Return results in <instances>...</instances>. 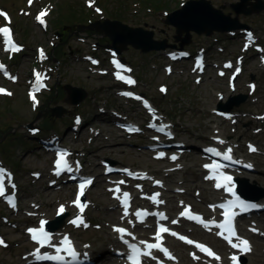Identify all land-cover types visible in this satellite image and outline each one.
I'll use <instances>...</instances> for the list:
<instances>
[{
	"label": "rangeland",
	"instance_id": "374dc122",
	"mask_svg": "<svg viewBox=\"0 0 264 264\" xmlns=\"http://www.w3.org/2000/svg\"><path fill=\"white\" fill-rule=\"evenodd\" d=\"M64 1L66 4L62 5L63 0H33L32 5L29 6V0H0V10L7 13L16 30L17 39L26 48L17 61L13 60L11 64L13 74L19 75L20 81L12 84L0 79V86L12 93L11 96L0 97V139L3 137L0 141V159L5 161V165L13 168L15 173L17 172V179L22 188L20 196L23 204V211L16 220L12 219L16 225L6 226L0 215V230L5 232L12 242L9 250L0 246V261L15 264L22 259L21 253L28 245L23 221L25 224H36L40 219L54 220L57 216L56 210L64 205L69 206L73 199L75 189L70 191L68 187L63 190L49 187L48 176L52 167L50 155L41 153L36 139L27 128L33 124L38 129V126H41L48 118L53 119L56 127L46 130L47 133L43 136L49 138L56 133L62 134L67 145L75 151V157L86 162L87 172L98 177L97 185L90 190L87 199L89 213L86 219L89 231L71 228L72 216L66 215L69 211L65 214L67 217L61 233L65 231L72 233L78 245L82 247L87 245V248H90L89 243H96L101 238L110 237L112 222L122 216L121 213L117 214L113 210L114 203L117 202L112 200L111 193L108 191L109 182L112 179L103 176L104 169L101 165L103 160L111 159L116 161L118 166L129 167L137 172L138 169L148 171L158 178H164V174L170 175L164 178L166 183L160 190L163 197L168 196L167 198L173 201L174 190L186 192L189 195L185 193L184 196H176L175 201L168 203L167 209L173 217L177 215L179 205L183 202L180 198L192 200L190 203L198 211H207V205L200 199L213 200L212 196L207 194L212 189L202 179L199 150H195L196 153L193 155L187 154V158L181 162L183 170L171 173L168 171V164L157 162L148 152L145 154L143 148L146 143L145 137H143L144 140L140 137L129 138L112 123H103V119L109 117H101L99 111L101 108L111 114L119 111V114L129 116L133 121L140 123L148 121V116L143 113L144 109L140 103H133L134 100H125L122 97V91L126 88V91L149 97L158 110L173 122L178 137L189 145L197 147L210 145L213 144V136H219L223 138V141L237 147L241 157H245L246 161L256 163L258 166V172L248 174L247 178L254 179L257 187L264 189V12L253 16L244 14L239 16L241 23L254 29V37L258 38V41L253 46H247L243 31H235L231 34L215 31L209 37L192 33L191 43L185 46V49L191 50L194 54L205 51L207 57L211 58L204 75L202 70L195 68L194 58L177 62L174 66L168 65L172 63H168L165 54L176 49L169 48L162 52L148 54L132 47L124 49L119 58L129 62L132 74L138 81L134 87L130 88L113 74L109 60L112 52H105L106 46L112 42L106 41L110 39L105 34L98 30L84 29L85 26L82 23L66 28L67 35L61 32L59 27H54L60 6L66 12L70 8L79 11L82 5L85 6L81 0ZM97 1L101 5L99 11L102 14L90 15L92 24L98 20H120L131 27L153 30L155 39H167L170 44H174L176 29L166 25L164 20L168 13L180 9L187 0L151 1V8L145 5L139 7L135 0ZM209 1L216 8L225 6L223 9L225 14L236 16L231 4L239 0ZM38 6L39 9H48L47 32H41L35 21L34 16ZM154 7L162 9L156 10ZM88 9L93 7L86 8V11L93 13ZM7 22L3 16H0V26ZM99 40H103L104 44H101ZM37 46L47 52V54L45 52L44 62L36 63L34 55ZM60 46L65 49L62 55L54 50ZM261 47L263 52L258 53L256 48L261 49ZM52 51L54 60L49 61V53ZM80 54L81 56H99L101 64L94 67L89 61H83L79 57ZM0 56H3L1 47ZM33 62L36 64L33 65ZM227 62H232L235 67L230 70L225 69L226 75L220 76L219 71L223 70L224 63ZM35 66L46 73L49 89L40 96L41 108L34 110L27 99L26 79L29 77V71ZM168 66L173 67L172 73L167 72ZM237 69L243 70L240 77L236 82H230V76ZM65 85L83 88L88 94L86 99L80 104H71L64 89ZM253 85L254 89L251 87ZM161 88L166 91L162 92ZM54 91L57 92L56 97L49 100ZM238 96L248 98L244 104L234 106L233 118L226 121L222 118L218 119V115L214 113L218 110V105L234 103V98ZM231 99L234 100L231 101ZM57 107L64 109V114L60 118L52 115L53 109ZM76 113L84 117L85 124L76 134L74 132L65 134L69 126L73 124ZM83 126L85 128L82 129ZM249 146L257 149L258 152L248 153ZM2 149H8L11 161L2 154ZM35 172H40L42 178L36 180ZM198 191L201 194L197 197L195 193ZM2 208L3 204L0 201V210ZM29 211L35 212L32 217L27 215L26 212ZM17 221L20 222L17 223ZM179 229L189 232L190 228L184 225ZM258 239L263 240L262 244H264V238L254 239L256 245L254 252L247 256L248 264H264V246L258 244ZM206 241L215 243L212 239H206ZM110 247L111 245L105 246L102 252L109 251ZM180 257L183 264H217L195 262L191 257H186L185 252Z\"/></svg>",
	"mask_w": 264,
	"mask_h": 264
},
{
	"label": "snow or ice",
	"instance_id": "6c2138e0",
	"mask_svg": "<svg viewBox=\"0 0 264 264\" xmlns=\"http://www.w3.org/2000/svg\"><path fill=\"white\" fill-rule=\"evenodd\" d=\"M33 3V0H29V6H31ZM91 4V0H90ZM99 11V9H97ZM27 14V13H25ZM47 15V10H42L40 13H38L36 19L41 25H45L44 17ZM0 16H3L5 20L10 23V18L7 16V13L0 12ZM46 26V25H45ZM0 37H2L3 44L5 45V51L10 52H17L20 50L19 46L14 43L12 39V30L10 27H0ZM249 39H251V34H249ZM40 55L43 57V51L40 50ZM175 58V57H174ZM116 64V67L120 69L122 66L119 64V62H114ZM200 70L203 69L202 62L197 65ZM226 67H231V65H226ZM0 71H3V74L7 76L9 79L15 80V77H12L8 74V72L5 69V66L3 64H0ZM130 71V69H129ZM169 71H171L169 69ZM239 69H237V72ZM223 75V73H220ZM36 79L34 81L35 87L33 88L32 92H30V98L32 99L34 106L36 101L35 97V91L39 90V88L42 86L41 83V75L40 73H34ZM116 78L118 80H123L127 84H135V81L131 78H126L119 71L116 72ZM199 82V81H198ZM254 89V85L251 86ZM162 92H165L166 89L161 88ZM0 94L11 96L12 93L10 91H7L6 89L0 88ZM125 96H132L133 94L131 92H125L122 93ZM137 100H142V97H135ZM144 107L148 109L149 112L153 113V116H155L154 110L151 108V106L144 101ZM79 122V121H77ZM152 128H156V124H150L149 125ZM166 126L161 125L158 128V131L164 132ZM135 131H139V129H135ZM169 136H171V133H168ZM154 139H158L155 138ZM219 143H224L223 141H219ZM250 150L255 151L254 148L251 146ZM206 152L211 153L213 156L221 157L224 161H232L231 156V148L227 149L226 153H221L220 151L216 150L215 148H207L205 149ZM68 153L66 151H61L58 153V158L55 161V174L59 176L62 172H72V167L67 162ZM165 153L159 152L157 155V159L164 158ZM171 160L175 161L177 159V156L173 155L170 157ZM223 166L219 163H212L205 165V168L212 171L213 175L210 177V179H215L218 182L215 184V187L217 189L224 188L226 192H228L232 197H234V200H230L225 204L218 205L219 208L224 209L223 216L224 221L222 223H216L215 221L211 222V225L209 223H206L203 218H201L198 215H195L191 212V210H187L184 212H181V216L186 217L188 220L195 221L201 225H203L206 229L211 230V226L214 225L216 228L220 229V231L217 232V235L222 237L227 243L233 248L238 249L242 254L248 253L251 251V244L248 240L242 239L237 235L236 229H235V218L237 215L240 214V212L235 211L236 208H239L240 211L246 212L250 211L252 209H255L259 207L256 204L253 203H247L240 199V197L236 194L234 191V184H233V178L229 175L224 174L220 169ZM247 167H251V165H248ZM111 171V169H109ZM127 171V170H125ZM129 176H133L134 174L131 172H128ZM11 179V174L8 173L4 168L0 167V197L5 196V178ZM75 179V177H72ZM147 179L148 177H143ZM125 181L121 180L119 181V184H124ZM157 184H160V181H156ZM92 184L91 179H84L78 186L79 191L76 199L73 201V204L78 208L79 213L81 215L77 216L76 219H73L70 221L73 225H76L79 227L80 225H84L87 227V225L84 223L83 220V212L85 211V208L87 207V204L81 202V197L84 195L85 188L88 185ZM13 188H15V185H12ZM139 187V185L137 186ZM110 191H113L116 196L115 198L120 200L123 208H124V216L128 215V208H129V201H130V195L127 192H124L122 194V197L120 195V188L117 186L115 189H110ZM159 193H155V195L149 197L153 201L154 204H161L163 203L162 200L158 199ZM8 203L11 205V207L15 208V197L14 196H8ZM183 203V202H181ZM65 211L64 206H61L58 210V215L63 214ZM148 215V213L144 212H136V216L141 219V222L143 221V218ZM155 215H158L161 220H167V217L163 213H155ZM177 220H173L172 223H177ZM46 221H41L39 228H30L28 229V232L31 235L32 241L38 245L36 247L35 251L30 253L29 255L34 257L35 261H51L55 262V264H85V261L88 260V254L85 252L81 254L76 248L73 243V241L68 236H63L62 239H60L58 242H53V234H51L49 231L46 230L45 225ZM114 231L119 234L120 240L127 245L129 252L127 254V260L129 261V264H143V257L152 256V250L156 249L161 252H163L169 259H175V257L172 256V254L169 252V250L165 247H163L162 242V234L164 233H170L172 236H177L178 234L176 232H170V229L168 227H165L161 225L158 228L157 234L155 236V240L158 241V243H147L145 241H141V244L144 245V248L142 249L137 244L130 243L127 239H125V236H131L132 234L130 232H127L125 228L122 227H114ZM252 231H257L256 229H252ZM180 240L185 241L187 244H194L195 242L187 239L184 236L178 237ZM234 238L238 242H233ZM0 245L6 246L5 242L0 239ZM85 247H88L87 245ZM195 247L198 248L201 252H204L207 256L212 257L216 260H220L221 258L216 255L214 252H212L209 248L206 246L195 243ZM41 249H52L53 252H41ZM120 255H124L121 253ZM155 259V257H152ZM194 259H199L198 256L194 255ZM233 261V264H239V257L236 255H233L230 258Z\"/></svg>",
	"mask_w": 264,
	"mask_h": 264
},
{
	"label": "water",
	"instance_id": "95a60500",
	"mask_svg": "<svg viewBox=\"0 0 264 264\" xmlns=\"http://www.w3.org/2000/svg\"><path fill=\"white\" fill-rule=\"evenodd\" d=\"M225 6L216 8L209 0H190L186 2L180 9L167 15L165 24L172 26L176 29V35L174 36L175 43L169 44L168 40L155 39V32L153 30L145 29L144 27H131L118 20H106L104 22H96L90 26L84 27V29L98 30L105 34L110 40V47L114 48L119 54L124 49L132 47L135 50H139L144 54L153 51H165L169 47L171 48H184L191 43L192 33L198 35L212 36L215 31L221 33H228L235 30L247 29L244 23H241L239 16L244 14L246 16H252L264 12V0H239L236 3L231 4L235 17L232 14H225L223 9ZM185 35V36H184ZM125 61V60H123ZM65 91L68 94V99L71 104L77 105L83 102L87 97V92L80 87H74L72 85H65ZM234 103L227 105L220 104L219 109L230 112L234 106H239L246 102V96H240L235 98ZM64 109L57 107L53 109L52 115L54 117H62ZM30 124L29 127H32ZM110 163L115 164V161L109 160ZM239 192L249 198L258 199L259 195L251 191L245 181L238 179ZM49 229H53L50 224Z\"/></svg>",
	"mask_w": 264,
	"mask_h": 264
},
{
	"label": "trees",
	"instance_id": "16d2710c",
	"mask_svg": "<svg viewBox=\"0 0 264 264\" xmlns=\"http://www.w3.org/2000/svg\"><path fill=\"white\" fill-rule=\"evenodd\" d=\"M151 1L156 2L157 0H135V3L140 7H143V5L150 6L149 8L152 7L151 5ZM63 4H66V2L63 0ZM59 6V5H58ZM60 10L57 13V17L55 18V23H54V27H59V30L61 32H64V34L67 35V33L65 32L66 28H71L74 25H77L78 23H82L83 26H89L91 25V23H93L92 18H90V15H92L93 13L90 11H86L85 6H81V8H79V11L73 10L72 8H70L67 12L65 10H62L63 8L60 6ZM153 9V8H152ZM154 9H156L154 7ZM153 9V10H154ZM161 7H157L156 10H161ZM59 33V32H58ZM92 33V32H91ZM93 34V33H92ZM65 40V39H64ZM106 41L108 43H110V41L108 39H106ZM99 42L101 44H104L103 40H99ZM56 52L58 51V53L60 55H62L65 52V49H62V47L60 46V48H56L54 49ZM17 61V58L14 60V62ZM56 91H54L50 97L49 100L51 98L56 97ZM10 101H12L11 99H9ZM7 111V110H6ZM10 112V111H9ZM1 115V114H0ZM56 126L53 123V119L52 118H48L45 120L44 123H42V125L40 126V129L42 130L43 133H47L45 132L46 130H50V129H54ZM1 137V135H0ZM3 139V137L0 139V141ZM1 149V148H0ZM2 154L5 155V157L11 161V156H10V152L8 153V149H2Z\"/></svg>",
	"mask_w": 264,
	"mask_h": 264
},
{
	"label": "bare ground",
	"instance_id": "6f19581e",
	"mask_svg": "<svg viewBox=\"0 0 264 264\" xmlns=\"http://www.w3.org/2000/svg\"><path fill=\"white\" fill-rule=\"evenodd\" d=\"M177 50V49H176ZM219 116H221V115H219ZM223 117H226V114H224L223 115ZM218 119L220 118V117H217ZM221 119V118H220ZM86 126V125H85ZM85 126H83L82 127V129L83 128H85ZM139 170V169H138ZM156 174H158V173H156ZM140 175H142L141 173H140ZM159 175V174H158ZM163 177H165V175H163ZM248 179L250 180V182H251V187H250V190L252 191L253 189H254V185H255V180L254 179H252V178H249L248 177ZM126 180H128V177L126 176H123V181H126ZM135 182H137V183H139V185H141L140 183L142 182V181H135ZM142 186V189L140 190V193H143V190H145L146 188L143 186V185H141ZM205 190H208V189H205ZM260 191V188H258L257 189V193ZM215 195L214 196H221L222 194L221 193H218L217 191L216 192H213ZM186 195L187 196H189L187 193H186ZM137 196L138 195H136L135 197H134V201L136 202L137 201ZM168 197V196H167ZM115 204V206L113 207V210L117 213V214H120V212H121V208H120V206H119V203H114ZM115 221L116 222H120V223H122L124 220H123V218L122 217H119V218H116L115 219ZM261 226H262V228H264V222H262V224H261ZM109 239H111L112 240V238H109ZM262 241L263 240H261V239H258V244H262ZM177 244L176 243H174V244H172V246L175 248V249H177V250H179L178 248L179 247H181V246H176ZM263 246H264V244H262Z\"/></svg>",
	"mask_w": 264,
	"mask_h": 264
}]
</instances>
